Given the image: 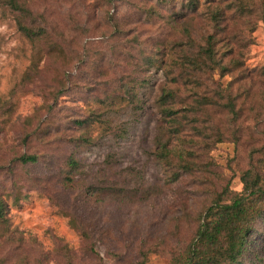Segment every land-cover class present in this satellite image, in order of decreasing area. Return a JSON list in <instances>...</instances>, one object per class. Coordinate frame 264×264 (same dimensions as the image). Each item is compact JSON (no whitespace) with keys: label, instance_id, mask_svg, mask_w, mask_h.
<instances>
[{"label":"rangeland","instance_id":"1","mask_svg":"<svg viewBox=\"0 0 264 264\" xmlns=\"http://www.w3.org/2000/svg\"><path fill=\"white\" fill-rule=\"evenodd\" d=\"M26 5L42 41L0 2V264H178L213 200L241 192L250 169L264 178V0ZM210 37L223 71L187 63ZM166 90L184 124L172 146L191 169L176 181L181 156L155 158ZM24 155L39 162H15ZM72 220L96 231L86 239ZM250 242L240 264H264V215Z\"/></svg>","mask_w":264,"mask_h":264},{"label":"trees","instance_id":"2","mask_svg":"<svg viewBox=\"0 0 264 264\" xmlns=\"http://www.w3.org/2000/svg\"><path fill=\"white\" fill-rule=\"evenodd\" d=\"M0 2L15 16L19 31L30 42L36 43L46 38L47 35L42 27H33L29 24L28 20L32 18V11L27 7L26 0H0ZM214 45L213 38L210 37L206 48L197 57L198 59H190L187 63L203 71L225 70L221 62L217 60ZM176 101L177 95L172 90H166L158 103L163 130L156 139L155 158L161 164L168 166L174 162L175 155L181 156V151L176 146H172L174 139H181L184 131V124L179 121L180 111L175 109ZM200 102L201 105L214 104L206 97ZM75 124L82 127L89 123L77 120ZM181 160L180 173L175 171L174 181L178 180L182 172L191 170L188 161L182 156ZM15 162L34 165L39 162V156L24 155ZM66 168L65 181L68 184H73L75 180L72 176L81 168V163L72 154L66 160ZM241 182L243 184L241 192L233 193L229 188H226L201 214L187 256L178 264L241 263V258L249 250L255 223L264 215V178L250 169L242 174ZM8 213L7 203L0 200V237L7 236V228L10 227ZM63 213L68 215L65 210ZM71 222L86 239L90 238L91 232L96 231L95 228H92L93 225L87 223L80 225L75 220Z\"/></svg>","mask_w":264,"mask_h":264}]
</instances>
